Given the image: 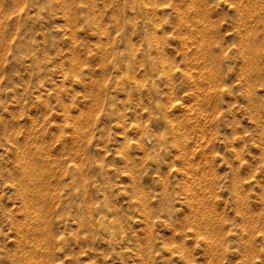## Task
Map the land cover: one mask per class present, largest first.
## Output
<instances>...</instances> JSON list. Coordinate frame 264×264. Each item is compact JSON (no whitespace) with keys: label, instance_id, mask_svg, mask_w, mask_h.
Masks as SVG:
<instances>
[{"label":"rangeland","instance_id":"1","mask_svg":"<svg viewBox=\"0 0 264 264\" xmlns=\"http://www.w3.org/2000/svg\"><path fill=\"white\" fill-rule=\"evenodd\" d=\"M0 264H264V0H0Z\"/></svg>","mask_w":264,"mask_h":264},{"label":"bare ground","instance_id":"2","mask_svg":"<svg viewBox=\"0 0 264 264\" xmlns=\"http://www.w3.org/2000/svg\"><path fill=\"white\" fill-rule=\"evenodd\" d=\"M35 167V166H34ZM38 169V168H37ZM26 225V224H25ZM25 235V234H24ZM45 236V235H44Z\"/></svg>","mask_w":264,"mask_h":264}]
</instances>
